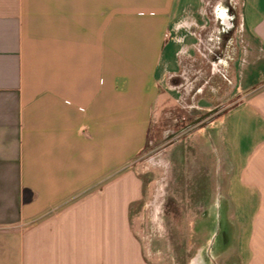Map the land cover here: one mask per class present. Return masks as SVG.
Listing matches in <instances>:
<instances>
[{"label": "crops", "instance_id": "crops-1", "mask_svg": "<svg viewBox=\"0 0 264 264\" xmlns=\"http://www.w3.org/2000/svg\"><path fill=\"white\" fill-rule=\"evenodd\" d=\"M236 1L230 15L222 0H0V264H150L131 227L145 189L132 163L155 109L207 84L230 32L237 84L241 68L248 89L264 83V0ZM213 128L190 137L221 156L204 193L232 236L215 264H264V88Z\"/></svg>", "mask_w": 264, "mask_h": 264}, {"label": "rangeland", "instance_id": "rangeland-1", "mask_svg": "<svg viewBox=\"0 0 264 264\" xmlns=\"http://www.w3.org/2000/svg\"><path fill=\"white\" fill-rule=\"evenodd\" d=\"M210 1L208 9L213 11L217 0ZM222 1L231 15V6L237 1ZM224 27L225 30L231 27L230 19L224 21ZM212 39L210 34L209 60L215 63L220 52L213 50ZM239 49L233 32L226 34L219 56L224 57L225 64L220 62L217 67L210 64L207 84L194 82L185 100L167 99L155 109L147 146L132 163L145 189L144 198L131 207V227L150 264H195L196 260L198 264H215L219 246L232 236L228 222H218V214L222 218L223 212L208 209L215 205L206 204L207 200L216 202L220 196L204 193L216 190L218 175L222 173L215 167L219 166L221 156L217 152L214 158L212 154L207 156L208 147L215 150V144L205 143L202 147L203 140L196 141L190 136L206 127L209 136L214 137L216 130L212 127L226 111L244 101L249 92L264 88L262 83L248 89L243 81V68L237 84L233 62ZM200 85L205 86L202 95L208 99V110L196 109L200 100L196 86Z\"/></svg>", "mask_w": 264, "mask_h": 264}]
</instances>
